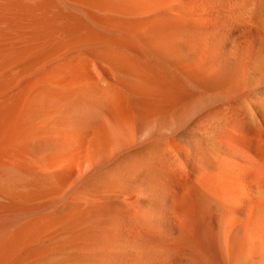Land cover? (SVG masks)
Wrapping results in <instances>:
<instances>
[{"label": "bare ground", "instance_id": "1", "mask_svg": "<svg viewBox=\"0 0 264 264\" xmlns=\"http://www.w3.org/2000/svg\"><path fill=\"white\" fill-rule=\"evenodd\" d=\"M7 142L0 264H264V0H0Z\"/></svg>", "mask_w": 264, "mask_h": 264}, {"label": "rangeland", "instance_id": "2", "mask_svg": "<svg viewBox=\"0 0 264 264\" xmlns=\"http://www.w3.org/2000/svg\"><path fill=\"white\" fill-rule=\"evenodd\" d=\"M57 74L55 76V79L51 78V80H50V78H49V81L47 79H41L40 81H38V85H35V87H34V89H36L37 91L31 90L29 92V93H31L33 91L32 94H30V95L28 94L29 96H31V99L29 96H27L23 105L25 106L26 104L29 103L30 107L28 106V108H30V109H28L29 112L26 113V117L23 120L22 124H33V123L34 124H60V118H59V113H58L59 112V105H58L59 102L57 101L58 97L56 96V94L61 90V83H60V77ZM33 77L37 78L36 75ZM58 79H59V81H57ZM39 84H40V86H39ZM52 90L56 94H54L52 92ZM56 90H58V92ZM40 96H41L42 100L40 99ZM27 99H28V101H27ZM24 106H23V108H24ZM48 115H50V116L48 117ZM26 119H27L28 123H27ZM55 119L58 121H56ZM57 122H59V123H57ZM0 145H1L0 146V164H11V160H12L11 143L7 142V144L2 143Z\"/></svg>", "mask_w": 264, "mask_h": 264}]
</instances>
